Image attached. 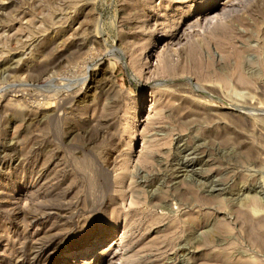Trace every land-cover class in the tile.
<instances>
[{"label":"rangeland","instance_id":"374dc122","mask_svg":"<svg viewBox=\"0 0 264 264\" xmlns=\"http://www.w3.org/2000/svg\"><path fill=\"white\" fill-rule=\"evenodd\" d=\"M102 234L82 264H264V0H0V264Z\"/></svg>","mask_w":264,"mask_h":264},{"label":"bare ground","instance_id":"6f19581e","mask_svg":"<svg viewBox=\"0 0 264 264\" xmlns=\"http://www.w3.org/2000/svg\"><path fill=\"white\" fill-rule=\"evenodd\" d=\"M214 5H212L211 7H209L210 9L213 8ZM209 9V10H210ZM26 22V21H25ZM19 29V28H18ZM36 29V28H35ZM2 34V33H1ZM15 38V37H14ZM30 38V37H29ZM6 41V40H5ZM21 43V42H20ZM96 74V73H95ZM97 75V74H96ZM94 75V76H96ZM96 78V77H95ZM95 80V79H94ZM248 218V217H247ZM110 237L108 234H102V236L96 238L94 241L92 242H87L86 246L80 251L79 249H76L75 251H73V253L71 254V256H69V262L67 260V264H75V262L82 264V259H85V255H90L93 253L94 249H96L97 247H99L100 245H102L107 238ZM122 240V238L120 239V241ZM90 241V240H89ZM116 244V243H115ZM113 244V245H115ZM117 245V244H116ZM120 245V244H119ZM116 247V246H115ZM115 249V248H114ZM111 248H109V251L112 254H116L117 251ZM95 257V256H94ZM104 256L95 258V260H99L101 259V261L103 262L104 260ZM94 259V258H93ZM104 261L108 262L109 264H113V261L111 259H109L108 261L105 259ZM100 263V262H99Z\"/></svg>","mask_w":264,"mask_h":264}]
</instances>
